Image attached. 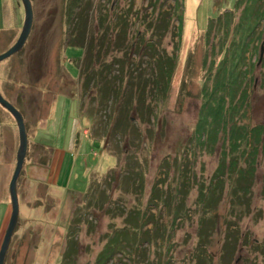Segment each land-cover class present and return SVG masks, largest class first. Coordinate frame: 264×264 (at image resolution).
<instances>
[{
    "label": "rangeland",
    "instance_id": "obj_1",
    "mask_svg": "<svg viewBox=\"0 0 264 264\" xmlns=\"http://www.w3.org/2000/svg\"><path fill=\"white\" fill-rule=\"evenodd\" d=\"M30 2L32 25L22 48L0 61V94L25 115L27 163L50 160L27 177L56 187L51 192L27 182L3 264L262 262V165L235 229L226 185L210 210L211 227L199 225L194 202L221 150L219 142L211 152L196 146L203 79L238 39L236 26L251 0ZM23 19L21 0H0V53L14 43ZM257 37L248 59L257 58L248 76L249 119L243 120L250 124L264 122V88L257 85L263 21ZM18 143L16 122L0 105V163L9 157L15 165ZM177 176L185 180L182 204L189 215L181 221L172 213ZM140 215L142 230L132 228ZM228 226L238 238L223 256Z\"/></svg>",
    "mask_w": 264,
    "mask_h": 264
},
{
    "label": "trees",
    "instance_id": "obj_2",
    "mask_svg": "<svg viewBox=\"0 0 264 264\" xmlns=\"http://www.w3.org/2000/svg\"><path fill=\"white\" fill-rule=\"evenodd\" d=\"M262 6L261 0H251L249 6L244 9L241 15L240 24L236 26L240 30L238 39L233 38L230 41L226 53L224 52L214 69L207 70L205 79H203L200 92L202 101L195 129L196 146L200 147V150L204 148L205 151L211 152L213 145L219 142L221 150L219 149L220 151L217 153L219 164L213 171L212 177L208 178V181H201L198 186V194L194 202L200 210V212L198 211L200 226L208 225L211 227L214 217L210 210L214 208L220 199L222 189L226 185L229 187L228 193L233 199L228 214L235 218V221L232 220L235 223H232L235 229L242 214L246 211L238 208L246 207L249 210L254 173L260 165L264 167V122L250 124L243 121L244 118L249 119L246 115L249 108L248 89L251 87L248 76L249 70H251V66H255L257 58L254 63H250L248 59L256 49L254 40L257 41L258 37L252 39L255 28L259 26L261 21L264 25V8ZM246 30L247 32H245ZM260 63V68L262 65L263 68L259 73L257 85L258 88H264V52ZM138 108L139 113L141 111L144 113L141 106L137 105L135 107L136 110ZM142 114L138 115L139 119L144 122L141 118ZM118 131L116 129L115 132ZM262 175L264 176V168ZM177 179L178 183L174 188L175 199L172 213L173 219L177 218L181 221L189 215L182 204L184 196L180 184L185 183V180L182 177L178 178V176ZM162 198L164 199L165 196ZM140 216H142L140 222L132 228L142 230L143 222L141 220L143 215ZM229 227H227L228 230L222 241L223 256L229 255L235 249V242L238 238L236 233L234 234V230ZM209 230L211 228L202 235L208 234ZM142 232L145 233L144 230ZM247 238V235H243L240 245H245ZM125 241L131 243L129 240ZM120 242L116 243V247L113 246L110 254H113L114 250L117 252L118 247L122 245ZM203 245L200 243L199 246ZM262 252L264 254V251ZM99 257L102 258L101 255ZM220 264L226 263L221 259ZM256 264H264V260L262 262L257 261Z\"/></svg>",
    "mask_w": 264,
    "mask_h": 264
},
{
    "label": "water",
    "instance_id": "obj_3",
    "mask_svg": "<svg viewBox=\"0 0 264 264\" xmlns=\"http://www.w3.org/2000/svg\"><path fill=\"white\" fill-rule=\"evenodd\" d=\"M23 7H24V19L22 23V27L20 32L14 41V43L4 52L0 53V61L12 53L20 50L30 32L31 25H32V17H33V10L30 0H21ZM263 47L262 44L260 46L259 52V59L262 56ZM0 105L4 107L14 118L17 129H18V136H19V143L16 151V162L14 165V169L12 171L8 190L10 195V203H11V211L9 220L7 223V227L4 231V235L0 244V264H3V257L5 255L6 249L8 247L11 235L13 233L15 224L17 222V215H18V202H17V192H16V181L21 170L23 160L26 154L27 148V137L25 132V126L23 122V117L20 111H18L9 101H7L3 96L0 94Z\"/></svg>",
    "mask_w": 264,
    "mask_h": 264
},
{
    "label": "crops",
    "instance_id": "obj_4",
    "mask_svg": "<svg viewBox=\"0 0 264 264\" xmlns=\"http://www.w3.org/2000/svg\"><path fill=\"white\" fill-rule=\"evenodd\" d=\"M22 117H23V119L26 120L25 115L22 114ZM7 119H8V117H7ZM6 126L11 130V135H12V139H13L14 138V123H13V121L10 119L6 120ZM26 135H27V130H26ZM37 145H39L40 148L43 150L46 149L40 143H38ZM13 148H14V144L11 146V153L13 151ZM26 155L27 154H25L23 164H22L21 170L19 172V175H18V178L16 181L17 197L21 201L22 206H25L24 198L27 197V182L40 184L51 192L56 187V186H54L53 183H49V182H45V181H39L36 178H32V176H31V178L27 177V174L31 175L30 173L33 170H35L33 172H35L37 174L38 168H40L39 170H42L47 165L49 166L50 160L44 166H40V165H37L33 161L32 162L29 161V163H27V159H25ZM0 164L2 166V170H0V244H1V241H2V238L4 235V231L7 227V223L9 220L10 211H11V203H10V195H9L8 185H9V180H10L12 171L14 169V161L8 157L7 159L3 160Z\"/></svg>",
    "mask_w": 264,
    "mask_h": 264
}]
</instances>
